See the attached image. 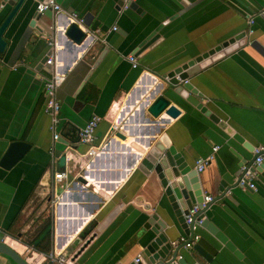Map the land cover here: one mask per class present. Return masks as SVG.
Instances as JSON below:
<instances>
[{"label": "crops", "instance_id": "crops-1", "mask_svg": "<svg viewBox=\"0 0 264 264\" xmlns=\"http://www.w3.org/2000/svg\"><path fill=\"white\" fill-rule=\"evenodd\" d=\"M43 1H24L0 54V159L13 141L30 146L13 168H0V242L28 264H47L48 253L75 264H135L141 255L149 264L143 251L154 237L147 226L151 215L167 220L170 243L186 236L157 176L137 168L147 151L143 145L155 132L138 101L174 67L245 32L264 0H132L135 9L120 11L119 0H56L59 13L37 15L36 5ZM1 2L0 21L8 10ZM71 20L88 35L80 46L64 35ZM159 25L157 44L134 54ZM253 30L244 46L208 64L190 82L206 107L255 153L264 147V18L255 19ZM104 48L107 54L92 69ZM128 57L135 58L136 68ZM45 58H52V65L45 62L49 69L42 64ZM53 70L63 77L56 90L59 142L53 141L44 112L43 84ZM93 116L100 118L95 131L100 152L87 157L77 133ZM162 133L194 169L218 147L211 165L199 173L203 195L213 199L237 157H253L194 108L182 110L157 136ZM63 152L67 159L61 168ZM255 173L256 190H232L204 214L233 250L198 227L195 245L211 261L182 248L178 256L187 264H264V168ZM59 174L64 176L56 179ZM0 264L12 263L0 255Z\"/></svg>", "mask_w": 264, "mask_h": 264}, {"label": "water", "instance_id": "water-1", "mask_svg": "<svg viewBox=\"0 0 264 264\" xmlns=\"http://www.w3.org/2000/svg\"><path fill=\"white\" fill-rule=\"evenodd\" d=\"M24 1L25 0H5L1 2L2 10H8L5 12L3 19L0 21V54L4 53L7 46L4 34L12 20L18 14ZM46 1L47 0L43 2ZM181 1H185V3L189 2V0ZM180 4L183 6V3ZM123 7L135 9V5L132 0H119L117 8L120 11ZM37 15L41 14L37 13ZM166 23L167 22L164 24ZM31 25H33V22ZM161 27L162 26L159 25L148 35L142 38L139 41L134 54H140L145 49L153 47L157 44L160 37V30L162 29ZM64 35L68 40L78 46L84 44L88 38V35L78 24H76V22L72 20L66 27ZM244 40L245 45L247 42L245 32L236 35L234 38L229 39L228 41L203 53L202 55L195 57L194 59L183 62L174 67L164 76H161L157 84L151 85L150 88H148L143 94V97L138 101L139 110L147 115L145 121L150 123V125H155V132H152L146 139L143 149L147 151L141 156L142 158L137 168L146 176L149 173H154L157 176L160 186L163 189V194L168 203L171 205L173 217L180 225V228L188 240L192 238L195 231L192 229V224L186 225L185 217L193 206H200L204 197L201 190V184L199 182V173L191 167L184 156L177 151L174 145L171 144V140L167 134L162 133L158 136L157 134L159 133L161 127H164L171 120L176 119L181 114L182 110L184 111L189 108H194L207 117L211 122L216 124L218 128L223 130L227 135L232 136L234 140L240 142L246 150L253 153V157L249 161L237 157L239 162L234 167H231L232 171L221 177V180L218 183L219 195L200 211V215L203 216L213 203L222 200L232 190L241 189L239 182L247 171L256 172L259 171L260 168H264V150L254 153V147L245 142L240 135L234 133L232 128H230L223 120L217 117L206 107L204 96L198 91V89L194 88L190 82V79L201 70L205 69L208 64L217 62L223 57H226L236 51L239 46H244ZM106 54L107 49L104 48L97 57L92 69L97 66L99 60H101ZM46 60L47 59L45 58L42 61V64H45V69H49L50 67L45 63ZM125 109L127 110L128 107ZM116 136L123 138L120 133H117ZM61 140L62 138L60 137L56 142ZM29 150L30 146L25 142H11L0 159V168L10 170L25 157ZM260 157L263 158V161L259 165H255L254 163L256 159ZM66 159V154L64 152L61 153L57 162L58 166L63 168ZM245 190L251 191V189L247 187H245ZM167 217L172 221L171 216ZM147 226L148 228L150 226V231L154 235L143 251L148 263L170 264L176 259L177 255L180 254V251L184 247L185 243L172 246L168 238L170 225L167 220L166 222L162 221L156 214L149 217ZM200 227L206 228L216 237V239L225 244L227 248L233 250L232 246L226 243L225 239L215 230L207 218H204ZM165 231H167V233H165ZM91 238L79 248L75 256H78L83 251V249L91 241ZM192 250L202 255L203 259L207 263L211 261V257L205 254L199 246L194 245ZM170 253L171 257L170 259H167V256ZM0 255L5 257L12 264H28L11 248L1 242ZM138 264H146L143 261L142 256L139 259ZM177 264H187V262L182 257L177 260ZM197 264L201 263L197 262Z\"/></svg>", "mask_w": 264, "mask_h": 264}, {"label": "built area", "instance_id": "built-area-1", "mask_svg": "<svg viewBox=\"0 0 264 264\" xmlns=\"http://www.w3.org/2000/svg\"><path fill=\"white\" fill-rule=\"evenodd\" d=\"M5 1V0H1ZM61 11V8L59 4L56 3V0H47L46 2H39L36 5V12L39 14H43L45 12H52L54 14L59 13ZM73 19L75 16H72ZM257 17L264 18V6L260 8L257 12L253 13L247 20V29L245 31V36L250 37L253 35L254 30L253 26L255 24V19ZM116 30L115 28L113 29ZM250 44V41L248 42ZM129 61L132 63V67L136 68V60L134 57H128ZM47 64L52 65V58L47 59ZM63 82V77L60 75V73L57 70H53L50 72L49 76L44 80L43 84V91L45 96V106H44V112L50 117V127L49 130L52 134L53 141H57L60 138V131L58 130V126L60 123L59 120V111H60V104L56 99V90ZM100 118L93 116L91 117L88 122L85 124V126L80 129L77 133V143L79 145H84L87 147V151L85 153V156L87 157H93L97 155L100 152L99 146H96V136L95 131L99 125ZM218 147L212 148V154L204 159H199L196 161L195 170L197 173L202 172L206 167L211 165V163L214 160V154L217 152ZM264 150L263 147L258 149V151ZM263 161V158H257L255 161V165H259ZM255 171L250 172L247 171L243 178L239 182V186L242 190H245V187L256 190L254 185V178H255ZM64 175L59 174L56 175V179H61ZM213 200L210 196H204L203 201L200 204V206L195 205L192 207L191 210L188 211L187 216L185 217V223L186 225L192 224V229L195 231L198 227H200L201 223L204 220V216L200 215V211L206 207L208 203H210ZM1 235V230H0ZM199 240V236L197 234H194L190 240H188L187 237H182L179 240L171 243L172 246H176L177 244L185 243L184 249L186 251H191L193 246L197 243ZM178 256V255H177ZM141 258V255H138L134 263L138 264L139 259ZM182 256L176 257L174 261H172L170 264H177V260L181 259ZM46 262L47 264H75L74 262H71L67 257L64 255H54L51 253L46 254Z\"/></svg>", "mask_w": 264, "mask_h": 264}]
</instances>
